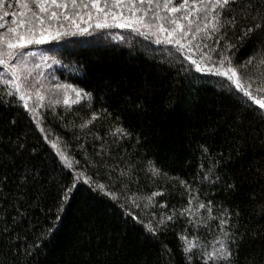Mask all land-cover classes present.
Returning <instances> with one entry per match:
<instances>
[{"label":"trees","instance_id":"1","mask_svg":"<svg viewBox=\"0 0 264 264\" xmlns=\"http://www.w3.org/2000/svg\"><path fill=\"white\" fill-rule=\"evenodd\" d=\"M20 11L14 0L0 5V16ZM12 19L0 22L12 26ZM87 27L24 49L21 75L45 97L28 99L38 105L35 116L23 102L0 104V264H204L197 249L182 251L180 237L211 250L221 213L234 234L233 264H264V110L245 106L218 76L186 73V49L131 29ZM239 34V25L228 31L237 65L264 47V33L236 42ZM57 84L83 90L81 98ZM50 98L59 102L49 107ZM49 132L78 165H63ZM190 199L193 209L211 201L213 211L180 215ZM169 215L167 227L146 230Z\"/></svg>","mask_w":264,"mask_h":264},{"label":"snow or ice","instance_id":"2","mask_svg":"<svg viewBox=\"0 0 264 264\" xmlns=\"http://www.w3.org/2000/svg\"><path fill=\"white\" fill-rule=\"evenodd\" d=\"M3 2L4 0H0V5ZM14 3L22 9L18 17L15 12H4L0 16V21L9 15L13 17L12 26L0 22V66L4 70L0 72V84L4 85L0 89V104L5 107L23 102V109L35 116L38 105L30 106L28 99L32 95H35L37 101L45 98L28 76L21 75L22 68L27 64L28 54L24 51L27 46L59 39L62 35L69 34V28L85 33L92 25L82 27L79 22L87 24L88 21H94L97 29L113 26L131 29L140 35L156 36V44L173 45L178 53L184 54L186 49L181 61V68L186 73L195 71L218 76L221 79L217 83L221 87H227L230 94H236L246 101L245 106L254 101L259 110H264V98H258L264 97V47L258 48L244 63L233 64L232 50L236 43L228 37V31H235L237 25L240 27V34L235 36L236 42L246 41L254 33H264V0H179L178 3L176 0H14ZM210 38L211 45L203 42ZM193 47L199 60L193 59ZM62 87L66 92L71 86L54 85L57 90ZM73 91L79 100L83 90ZM9 97L13 99L10 100ZM58 102L50 98L49 107ZM63 102L67 105L68 99L65 97ZM96 118L97 114L93 113L92 119ZM33 122L40 132H45L38 118ZM11 123L14 124L15 120ZM87 123L89 121H85L80 127H85ZM117 132L128 135L122 128H118ZM50 136V132L46 133L45 139L63 165L68 169L78 165L79 162L63 150L60 140L49 139ZM19 147L23 148L24 145L20 144ZM152 171L154 175L158 172L156 169ZM208 172L214 174V168H210ZM203 179L209 180V175L206 173ZM216 179L219 180L220 177L216 176ZM85 182L91 183V180ZM180 183L184 184V181ZM69 190L65 188L62 191ZM95 190L116 199L115 193L105 184H96ZM156 195L159 193H152V196ZM148 200L151 201V197ZM205 208L209 213L213 211L211 201L208 205L199 203L197 209H193L190 199L188 208L182 209L180 215ZM132 218L139 219L137 216ZM173 218L172 215L161 217L155 224L150 220L144 226L147 231L155 234L158 229L167 227L166 221ZM226 225H229L227 214L221 213L220 235L214 241L216 247L211 250L205 248L201 251L199 245L181 236L180 239L184 241L182 251L195 255L192 250L197 249L204 264H233L231 245L235 242L234 234L225 228Z\"/></svg>","mask_w":264,"mask_h":264},{"label":"rangeland","instance_id":"3","mask_svg":"<svg viewBox=\"0 0 264 264\" xmlns=\"http://www.w3.org/2000/svg\"><path fill=\"white\" fill-rule=\"evenodd\" d=\"M18 14H19V12H18ZM85 27H87V24H85ZM67 93H73V91H70V90H67L66 91ZM74 94V93H73ZM66 95V94H65ZM76 95V94H75Z\"/></svg>","mask_w":264,"mask_h":264}]
</instances>
